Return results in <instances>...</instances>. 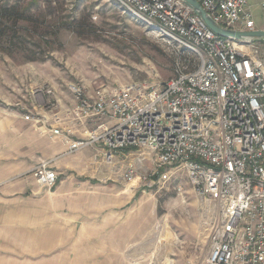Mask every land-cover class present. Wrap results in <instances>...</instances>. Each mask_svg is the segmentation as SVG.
<instances>
[{
  "label": "rangeland",
  "instance_id": "rangeland-1",
  "mask_svg": "<svg viewBox=\"0 0 264 264\" xmlns=\"http://www.w3.org/2000/svg\"><path fill=\"white\" fill-rule=\"evenodd\" d=\"M261 2L248 0L257 29H264ZM259 49L264 62V43ZM175 57L114 0H0V264H207L216 206L180 167L158 182L148 150H118L110 161L94 152L92 161L59 168L55 186L65 179L84 193L74 202L79 217L58 235L48 219L68 210L57 211L55 186L32 175L53 163L49 127L39 120L56 113L61 123L72 121L73 87L162 82Z\"/></svg>",
  "mask_w": 264,
  "mask_h": 264
},
{
  "label": "built area",
  "instance_id": "built-area-1",
  "mask_svg": "<svg viewBox=\"0 0 264 264\" xmlns=\"http://www.w3.org/2000/svg\"><path fill=\"white\" fill-rule=\"evenodd\" d=\"M196 1L225 29H257L248 0ZM114 2L172 48L173 75L84 93L73 87L78 101L68 113L92 122L80 138H71L66 127L63 133L58 117L54 125L46 117L39 122L68 153L102 144L110 161L118 150L146 149L154 157L151 175L158 182L168 179V170L184 169L192 186L217 208L207 264H264L262 43L217 35L183 0ZM32 175L48 189L58 179L50 162L38 164ZM134 177L129 164L125 179Z\"/></svg>",
  "mask_w": 264,
  "mask_h": 264
},
{
  "label": "crops",
  "instance_id": "crops-1",
  "mask_svg": "<svg viewBox=\"0 0 264 264\" xmlns=\"http://www.w3.org/2000/svg\"><path fill=\"white\" fill-rule=\"evenodd\" d=\"M62 112V111H61ZM55 114L52 115H45L43 117H46L50 123L53 125V118ZM72 121H65L62 124L64 126H68L69 129H71L72 132H79L80 134L84 135L86 132L91 128L92 122L90 120H82L78 121L77 119L74 120V117H72ZM74 121V122H73ZM44 122H41V129H46L47 126H44ZM72 124L73 126L69 125ZM71 127V128H70ZM73 127V128H72ZM56 139V140H55ZM49 151L47 153L51 154L49 157L50 159L53 158V163L52 167L56 169L57 173H60L58 170L59 168L63 167L65 164L71 165V167L75 166V164L78 166L80 165L83 161H92L93 153H102L104 154V149L101 147V144H95L90 147H86L83 149H80L74 153H68L67 150V145L64 144V142L60 138H52V143L48 146ZM81 167V166H80ZM82 168V167H81ZM58 181V179H57ZM71 183V182H70ZM67 182L65 179H61L59 183L55 186V192H56V200L59 201L56 206V210L60 212V210H63L66 208L68 211L65 214L66 217H63L62 215H59L58 218L56 219H48L49 221V227L53 229V232L57 234V229L67 226L69 221L71 222L78 214L81 213V206L75 205L74 202L77 200L75 199H80L82 198L81 196L83 195L84 191L82 192V188L80 187L79 189L74 188L72 184ZM42 213H44V210H42ZM76 213V216H75ZM45 216V215H44ZM42 216V217H44ZM48 226V225H47Z\"/></svg>",
  "mask_w": 264,
  "mask_h": 264
},
{
  "label": "water",
  "instance_id": "water-1",
  "mask_svg": "<svg viewBox=\"0 0 264 264\" xmlns=\"http://www.w3.org/2000/svg\"><path fill=\"white\" fill-rule=\"evenodd\" d=\"M190 8L197 14L209 27L211 31L222 37H230L236 40H249L259 43H264V29H256L252 31H239L225 29L214 22L206 12L202 9L200 4L196 0H183Z\"/></svg>",
  "mask_w": 264,
  "mask_h": 264
},
{
  "label": "trees",
  "instance_id": "trees-1",
  "mask_svg": "<svg viewBox=\"0 0 264 264\" xmlns=\"http://www.w3.org/2000/svg\"><path fill=\"white\" fill-rule=\"evenodd\" d=\"M4 11V10H3Z\"/></svg>",
  "mask_w": 264,
  "mask_h": 264
}]
</instances>
